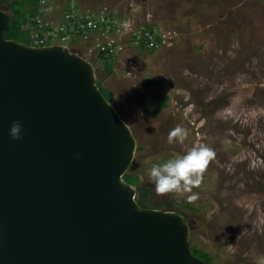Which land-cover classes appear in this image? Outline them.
Wrapping results in <instances>:
<instances>
[{
    "label": "rangeland",
    "instance_id": "1",
    "mask_svg": "<svg viewBox=\"0 0 264 264\" xmlns=\"http://www.w3.org/2000/svg\"><path fill=\"white\" fill-rule=\"evenodd\" d=\"M8 1L12 9L21 5ZM73 4L112 18L87 37L61 40L55 28ZM10 7L1 8L11 14ZM35 8L55 31L22 28L71 46L111 91V104L136 140L126 173L138 178L137 186L154 188V163L210 147L215 156L192 189L197 200L188 201L191 193L156 196L192 220L191 246L206 252L210 264H264V0H42ZM143 24L155 25L163 38L154 50L128 42ZM23 37L32 43L27 32ZM110 39L124 46L108 68L97 44ZM176 126L187 136L169 144Z\"/></svg>",
    "mask_w": 264,
    "mask_h": 264
},
{
    "label": "water",
    "instance_id": "2",
    "mask_svg": "<svg viewBox=\"0 0 264 264\" xmlns=\"http://www.w3.org/2000/svg\"><path fill=\"white\" fill-rule=\"evenodd\" d=\"M8 27L0 8V264H207L192 220L141 207L123 179L136 140L92 63L5 38Z\"/></svg>",
    "mask_w": 264,
    "mask_h": 264
},
{
    "label": "clouds",
    "instance_id": "3",
    "mask_svg": "<svg viewBox=\"0 0 264 264\" xmlns=\"http://www.w3.org/2000/svg\"><path fill=\"white\" fill-rule=\"evenodd\" d=\"M76 10L80 12L85 11L81 7L80 9L76 8ZM142 27L144 28V24L142 25ZM147 29L152 30L155 28L152 29L147 28ZM50 44H61V43L56 42ZM129 44L135 45L133 43H129ZM67 47L73 50L71 46L70 47L67 46ZM143 49L154 50L155 48L144 46ZM115 55L117 54H114L112 56L107 55L110 58H106V59H113L111 61L112 63H114ZM21 130H22V125L20 124V122L13 121L9 127V135L13 139H19ZM186 136H187V131L181 126H176L169 132L167 140L169 144H172L174 142L183 143ZM214 156L215 153L210 147L206 145H198L190 148L187 152H185L182 155H176L172 158L167 159L162 163H154L150 169V178L154 184L155 191L160 194L169 193V192H178L181 194L191 193L190 195L187 196L188 201L193 202L197 200L198 193L193 192L192 189L194 187L200 186L203 180V173L207 168L209 162L214 158Z\"/></svg>",
    "mask_w": 264,
    "mask_h": 264
},
{
    "label": "built area",
    "instance_id": "4",
    "mask_svg": "<svg viewBox=\"0 0 264 264\" xmlns=\"http://www.w3.org/2000/svg\"><path fill=\"white\" fill-rule=\"evenodd\" d=\"M97 14L101 16H98ZM65 16L66 18L63 21V24L59 25L58 28H55V30H57L58 32L57 35L60 36L61 40H64V39L66 40L67 38L69 39L70 37L75 38L77 37V35H80V37H83V36L87 37V34L92 33V29L94 27H102V25L101 26L99 25L100 23L101 24L106 23L105 22L106 20L108 21L109 19L112 18L111 14L107 15V13L103 14V12H100V13L99 12L86 13V11L80 12V11H77L75 7H72L68 11H66ZM100 18H101V21L99 20ZM36 21H39V20L37 19ZM82 21H84V23ZM45 26L49 27L50 23L39 25L37 28L35 27V29H43V27L48 28ZM102 28L104 29V27ZM51 30L53 29L48 30V32H50ZM115 30L116 29H113V31ZM130 33L131 34L129 36L128 42L136 44V45L138 44L140 36L144 38L145 46L152 47V48L159 47L163 40L161 35L156 34L155 29H152V30L144 29L142 26H140V28L137 31H131ZM28 35H29V38L32 37L31 45H34V46H41L44 43V41H50L49 43H53L52 34H44L43 30H37V32H32L31 34H28ZM156 37L160 39L159 43L158 41L157 43L153 42ZM97 46H100V49H101V50H98V53H100L101 51H107L108 54L114 55L116 54V52H120V50L124 46V43L117 42L113 39H110V40H106L102 44H97Z\"/></svg>",
    "mask_w": 264,
    "mask_h": 264
},
{
    "label": "trees",
    "instance_id": "5",
    "mask_svg": "<svg viewBox=\"0 0 264 264\" xmlns=\"http://www.w3.org/2000/svg\"><path fill=\"white\" fill-rule=\"evenodd\" d=\"M21 2V5H19L18 7H13V9L10 7L9 3H8V0H0V7L3 5V4H6L8 5L11 10H12V14L11 15H8L9 17V27L7 30H4L3 31V34H4V37L5 38H12V39H16L20 42H23V43H27V40L23 37V34L24 32H27L28 34V30L27 29H24L22 28L23 25H26L27 24V21H28V18L32 17V16H35L37 14V8H35V6H37L38 4H40L39 0H20ZM25 3L27 4H31L32 5V8H28L25 6ZM71 7V5H69L67 8H66V11H68ZM84 23V21H82ZM61 23V22H60ZM63 24V23H61ZM60 24V25H61ZM101 26V23L99 24ZM155 25L153 24H150V25H145L144 24V28L147 29V28H155L154 27ZM52 29L51 26L48 27V30ZM158 43L160 42V39L158 37H156L154 39V43ZM50 41H44V45L46 44H49ZM29 44V43H27ZM32 44V43H31ZM138 44L139 46H141L142 48L145 46V42H144V38L142 36H140L139 38V41H138ZM99 55H102V58H110L108 57L107 55H110L112 56L111 54H108L107 51H101L99 53ZM113 59H107L108 61V64L106 67H110L111 66V63ZM110 62V64H109ZM99 89L102 91L104 97L110 102L112 101V93L110 90L108 89H105L104 87H102L99 83H97ZM129 177L133 178L135 181H131L129 179ZM123 179L132 184V185H136L137 186V182H138V178L135 176V175H130L129 173H125L123 175ZM163 205L165 206V210H170L171 209V204L168 203V202H164ZM175 212L177 213H180V211L178 209H175L174 210ZM191 249H192V252L200 257L201 259H203L207 264H210V260H209V256L206 252L202 251V250H198L196 248H194V246H191Z\"/></svg>",
    "mask_w": 264,
    "mask_h": 264
},
{
    "label": "flooded vegetation",
    "instance_id": "6",
    "mask_svg": "<svg viewBox=\"0 0 264 264\" xmlns=\"http://www.w3.org/2000/svg\"><path fill=\"white\" fill-rule=\"evenodd\" d=\"M40 1H42V0H39V2ZM8 3H10V1H8ZM72 7H76L77 8V4H73L69 8H72ZM88 8L91 9L92 7L89 6ZM44 12H45L44 10L39 9L37 11V14L35 16H32V17L28 18L27 25L29 27H31V28H33V27L34 28L35 27L37 28L39 25L45 24L44 20L42 19L43 18V15H44ZM7 14L8 15H11L12 13L10 14V13L7 12ZM37 19L39 21H36ZM135 199L140 204L141 207H149V208H152V207H155L156 206V207H158L160 209H165V206L163 205L162 201L157 198L156 192H155L154 188H152L150 185H142V186L138 185L136 187Z\"/></svg>",
    "mask_w": 264,
    "mask_h": 264
},
{
    "label": "bare ground",
    "instance_id": "7",
    "mask_svg": "<svg viewBox=\"0 0 264 264\" xmlns=\"http://www.w3.org/2000/svg\"><path fill=\"white\" fill-rule=\"evenodd\" d=\"M75 53L79 54L77 51H75ZM80 55V54H79ZM82 56V55H80ZM83 58H85L84 56H82ZM88 62H90L87 58H85Z\"/></svg>",
    "mask_w": 264,
    "mask_h": 264
}]
</instances>
